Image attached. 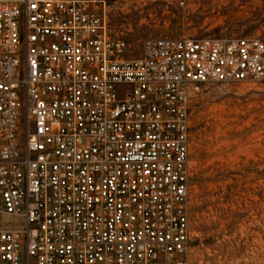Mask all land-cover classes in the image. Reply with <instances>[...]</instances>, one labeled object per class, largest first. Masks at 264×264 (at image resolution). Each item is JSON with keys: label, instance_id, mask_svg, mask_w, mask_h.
<instances>
[{"label": "built area", "instance_id": "1", "mask_svg": "<svg viewBox=\"0 0 264 264\" xmlns=\"http://www.w3.org/2000/svg\"><path fill=\"white\" fill-rule=\"evenodd\" d=\"M127 50L92 1L0 0V264H189L193 100L264 40Z\"/></svg>", "mask_w": 264, "mask_h": 264}, {"label": "rangeland", "instance_id": "2", "mask_svg": "<svg viewBox=\"0 0 264 264\" xmlns=\"http://www.w3.org/2000/svg\"><path fill=\"white\" fill-rule=\"evenodd\" d=\"M139 57L152 37H258L264 0H88ZM189 264H264V79L211 82L192 103Z\"/></svg>", "mask_w": 264, "mask_h": 264}]
</instances>
